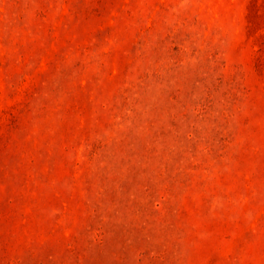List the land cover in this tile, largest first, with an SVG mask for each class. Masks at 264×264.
<instances>
[{
    "label": "rangeland",
    "instance_id": "rangeland-1",
    "mask_svg": "<svg viewBox=\"0 0 264 264\" xmlns=\"http://www.w3.org/2000/svg\"><path fill=\"white\" fill-rule=\"evenodd\" d=\"M0 264H264V0H0Z\"/></svg>",
    "mask_w": 264,
    "mask_h": 264
}]
</instances>
